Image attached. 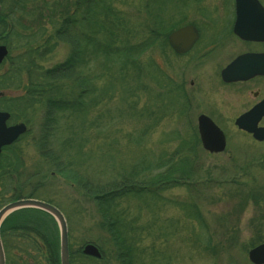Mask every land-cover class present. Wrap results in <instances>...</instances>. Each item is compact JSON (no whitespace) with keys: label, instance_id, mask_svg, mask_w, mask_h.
<instances>
[{"label":"rangeland","instance_id":"374dc122","mask_svg":"<svg viewBox=\"0 0 264 264\" xmlns=\"http://www.w3.org/2000/svg\"><path fill=\"white\" fill-rule=\"evenodd\" d=\"M49 2V19L16 8L5 20L2 11L0 37L8 43L10 57L0 66V75H11L5 89L10 96L23 94L29 83L25 68L9 70L10 59L25 62L31 50L20 36L40 35L44 27L46 35L51 34V16L65 13L70 5V0ZM102 2L101 17L107 27L104 35L98 29L95 42L125 43V56L130 57L123 71L119 72L120 60L111 69L94 62L93 73L100 76L91 79V92L82 98L72 81L62 83L60 98L71 107L59 112L52 134L70 164L65 172L55 171L41 155L43 105L19 111L15 106L19 114L10 122L24 121L28 129L1 156L8 161L16 154L23 167L1 181L0 205L32 189L39 199L51 200L67 220L69 248L75 252L72 264H121L112 238L117 232L131 249L134 264H252L248 250L264 241V141L233 124L232 118L243 107L234 101L238 90L197 73L163 35L151 40L150 27L159 24L148 0ZM160 6L161 27H174L175 0H163ZM5 21L12 23L2 29ZM15 23L17 33L11 31ZM90 27L85 28L87 34L93 32ZM39 42L37 37L31 44ZM69 52L68 45L59 43L43 57L33 54L41 69L35 73L65 62ZM180 85L184 94L178 91ZM6 101H0V109ZM199 113L216 116L226 135L223 151L209 153L198 145L190 151L197 144ZM186 161L193 162L192 169ZM73 169L99 184L136 172L135 178L146 185L106 203L105 209L117 220L109 230L106 210L76 184ZM3 172L1 167L0 177ZM157 175V184H151ZM2 242L6 264H48L45 253L24 239L4 236ZM89 242L99 247L103 260L82 256Z\"/></svg>","mask_w":264,"mask_h":264},{"label":"trees","instance_id":"16d2710c","mask_svg":"<svg viewBox=\"0 0 264 264\" xmlns=\"http://www.w3.org/2000/svg\"><path fill=\"white\" fill-rule=\"evenodd\" d=\"M148 1L150 2V5L153 4L152 17L159 24V26L155 25V27H150L151 40H157L163 35L165 42L168 43L167 35L173 31L174 27H161L162 16L160 13L162 12V9L160 5L163 0ZM1 2L3 11H6L5 20L16 13V10H14L16 8L18 12L29 16L36 13L44 19H49L48 16L50 17L51 15L49 11V0H1ZM102 4V0H70V5L65 13L58 16H51V34L46 35L47 30L45 29L46 27H44L40 29V35L29 33L28 35L20 36L25 47L31 49L27 52L25 62L22 60L18 61L19 59H10L9 70L25 68L29 71V73L27 72L29 83L27 86H24L25 89L23 94L15 96L6 94L1 97L0 101L7 100L5 108L2 109L10 111L11 118L13 119L14 116L16 117V114H19L17 111L21 108H33L35 104L39 103L43 105L45 109L44 123L38 144L40 145L41 155L46 161H48V164L55 171L65 172L70 169L68 159L63 155V148L53 142L52 134L58 120L59 112L71 107L69 103H66L67 100L60 98L62 97L59 95V92L62 90V83L72 81L80 89L79 98H82L84 95L91 92V85L89 84L91 79L100 76L98 73H93L94 62L99 63L104 69H111L114 67L113 63L120 60L122 64L119 66V72H122L126 65V62L124 61L130 57V54L125 56V54H127V49L125 43H121V41L114 43L112 41L113 39H105L98 43L95 42L97 40L95 36L97 35L98 29H100L104 35V29L107 27L101 17L102 12H104V10L101 9ZM41 7H43V9L40 10ZM99 22L103 24L100 25ZM10 23L12 22H2V29L9 27ZM154 24L156 23L153 21L152 25ZM90 26L94 27L91 29L93 32L87 34L85 28L88 27L90 29ZM11 31H14L15 33L18 32L16 23L15 26L12 25ZM114 36L115 35H112L110 37L113 38ZM37 37L40 39V42L36 45L31 44L32 41L35 39L37 40ZM0 42L5 43V39L0 37ZM59 43H64L70 47L67 60L52 68L43 70L42 74L35 73V71L41 69L35 64L33 54L37 58L43 57L51 52ZM9 57L10 56H8L7 59H9ZM10 78L11 75L9 74L0 75V91H5V89L9 88L8 83ZM15 106H17V111L15 110ZM195 135L197 144L190 147V151H194L197 145L198 147H201L197 130ZM7 148L10 149L12 146ZM13 157L14 158L11 160L3 161L5 162L4 165L3 163L0 165V168L4 167V175L5 178L7 177L8 179L10 178L11 173L20 172L19 169L21 166L23 167L21 157L16 154ZM186 163L190 166L189 169L193 168L192 161H186ZM77 171L78 169H73L71 175L73 174V177L77 179L76 184L82 188L87 195L92 196L100 206L104 207V210H106L105 220L108 224L109 230L112 229L110 227L111 223H116L117 220H115L114 216L108 212L107 208L105 209L106 203L111 199H116L120 196H126L135 192L137 189L136 187L139 185H146L143 181H139L135 178L136 172H130L131 174L125 175L122 174L105 184H99L95 183L89 177L84 178L82 175L79 176ZM157 178H160V176L157 175L155 179H152L151 184H157ZM19 189H21V187ZM33 190L34 189H32V191L26 196L22 195L21 192H18L14 197L8 199L6 203L22 197L38 198ZM260 191L261 190H259V192ZM46 201L53 203L51 200ZM1 206L2 205H0V207ZM57 227L55 219L47 212L37 208H22L14 211L5 218L1 225V237L12 236L13 238L18 237L19 239H24L26 242H30L31 245L34 244L39 251L45 253L48 264H60L59 233ZM112 238L117 245V256L120 259L121 264H134L132 254L131 252L129 253L131 249L124 245L120 233L117 232ZM71 250L72 249H70V264H72L75 254V252ZM127 252L129 255H127ZM82 256L90 257L96 261H101L104 257L95 258L86 255ZM128 256H130V259L127 258Z\"/></svg>","mask_w":264,"mask_h":264},{"label":"flooded vegetation","instance_id":"af4514ba","mask_svg":"<svg viewBox=\"0 0 264 264\" xmlns=\"http://www.w3.org/2000/svg\"><path fill=\"white\" fill-rule=\"evenodd\" d=\"M244 4L247 12L238 13L237 0H175L174 31L184 29L188 45L181 48L182 32H178V49H174V53L186 60L203 77L214 79L217 85L238 90L234 101L243 107L232 118V122L239 131L247 133L236 126V119L255 106L264 104V0H244ZM257 8V13H254ZM2 11L0 0V18L3 16ZM236 60L241 61V72L245 73L246 69L249 77L224 80L223 71ZM241 72L237 67L235 74L242 75ZM190 83L193 84V81ZM178 91L184 94L185 87L180 85ZM0 95L1 98L6 93ZM200 114L202 113L197 115L196 121ZM204 114L217 124L214 113ZM14 123L16 122H10L9 119V125ZM258 125L264 126V114ZM4 149L2 147L0 152V165ZM4 179L3 172L0 183L2 181L3 184Z\"/></svg>","mask_w":264,"mask_h":264},{"label":"water","instance_id":"95a60500","mask_svg":"<svg viewBox=\"0 0 264 264\" xmlns=\"http://www.w3.org/2000/svg\"><path fill=\"white\" fill-rule=\"evenodd\" d=\"M237 9L240 13H243L247 10L246 5L244 4V0H237ZM257 10H254V13H257ZM185 30L182 29L178 32H182V43L181 48L184 49L188 45V41L186 42ZM177 31H173L168 36V41L170 45L174 49H178V33ZM8 55V48L5 44H0V63L5 59ZM241 62V61H240ZM235 65V64H234ZM234 65L228 67L223 72V78L227 81L230 80H238V79H246L249 76L244 74L234 76L235 72L233 67ZM238 65L240 66L241 63ZM238 68L241 72L243 69ZM242 73V72H241ZM246 74V72H245ZM263 103L255 106L249 112L241 115L236 120V125L249 132L252 133L254 138L259 141L264 140V126H259L258 122L264 114ZM10 118V113L8 111L0 110V152L3 146L12 144L15 140L19 138L20 135L24 134L27 131V126L25 123H15L8 125L7 120ZM198 131L200 134V140L204 149L209 152H221L225 149L226 139L225 134L221 130L219 126H217L213 120L205 115L201 114L198 117ZM22 208H37L43 210L50 214L57 222L59 229V247H60V264H70V251H69V238H68V225L67 220L63 212L47 201L37 199V198H20L17 200H13L5 204L0 208V227L3 220L12 212L22 209ZM82 252L85 255L93 256L96 258L102 257V252L99 247L94 243H86ZM249 259L254 264H264V242L258 244L257 246L251 248L248 252ZM0 264H6L5 252L3 247V242L1 239L0 233Z\"/></svg>","mask_w":264,"mask_h":264}]
</instances>
